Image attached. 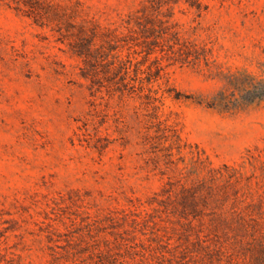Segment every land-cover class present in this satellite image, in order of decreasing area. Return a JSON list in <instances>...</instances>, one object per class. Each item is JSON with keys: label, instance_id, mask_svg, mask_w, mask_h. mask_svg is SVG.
Here are the masks:
<instances>
[{"label": "rangeland", "instance_id": "1", "mask_svg": "<svg viewBox=\"0 0 264 264\" xmlns=\"http://www.w3.org/2000/svg\"><path fill=\"white\" fill-rule=\"evenodd\" d=\"M252 84L264 0H0V264H264Z\"/></svg>", "mask_w": 264, "mask_h": 264}, {"label": "trees", "instance_id": "2", "mask_svg": "<svg viewBox=\"0 0 264 264\" xmlns=\"http://www.w3.org/2000/svg\"><path fill=\"white\" fill-rule=\"evenodd\" d=\"M250 91L252 92V94H254V96L252 97L253 101L262 100L264 98V89L257 88V86L252 84Z\"/></svg>", "mask_w": 264, "mask_h": 264}]
</instances>
